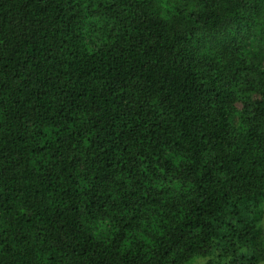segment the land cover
I'll return each mask as SVG.
<instances>
[{"label":"trees","instance_id":"trees-1","mask_svg":"<svg viewBox=\"0 0 264 264\" xmlns=\"http://www.w3.org/2000/svg\"><path fill=\"white\" fill-rule=\"evenodd\" d=\"M263 219L264 0H0V264H261Z\"/></svg>","mask_w":264,"mask_h":264},{"label":"rangeland","instance_id":"rangeland-1","mask_svg":"<svg viewBox=\"0 0 264 264\" xmlns=\"http://www.w3.org/2000/svg\"><path fill=\"white\" fill-rule=\"evenodd\" d=\"M262 225H263V228H264V219L262 221ZM196 260L197 261H195L193 264H203V260H201V258H197ZM261 264H264V262H262Z\"/></svg>","mask_w":264,"mask_h":264}]
</instances>
